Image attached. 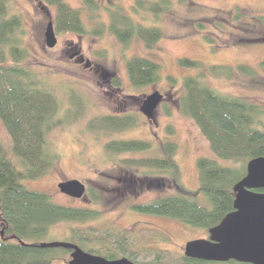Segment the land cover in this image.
<instances>
[{
	"label": "trees",
	"instance_id": "16d2710c",
	"mask_svg": "<svg viewBox=\"0 0 264 264\" xmlns=\"http://www.w3.org/2000/svg\"><path fill=\"white\" fill-rule=\"evenodd\" d=\"M36 1L55 9L54 28L57 33L101 36L108 32L122 45L136 38L147 49H152L158 43L162 31L135 20L133 16L145 18L152 15L156 21L172 5L171 0H134L131 12L127 13L116 4L108 10L107 24L98 23L88 31L81 10L71 8L64 0ZM81 1L87 12L86 17L98 18L97 1ZM175 1L184 4L188 0ZM240 14L238 12L237 16ZM261 20L264 24V17ZM22 26L20 16L10 14L7 1L0 0V121L11 139V153L18 161V164L13 163L0 143V264L66 262L71 250L41 248L43 239L57 224H87L98 220L100 212L58 205L47 194L28 190L23 185V181L45 176L58 164L59 154L50 148L47 136L56 127L63 126L67 118H58V100L47 89L43 79L24 65L28 52L22 40ZM178 65L196 72L185 76L179 85V112L194 122L219 161L232 164L223 166L209 158L196 160L198 192L206 198L208 206L204 207L198 202L197 193H188L182 187L179 167L174 161L177 151L174 143L159 140V156L153 157L117 159L123 154L146 153L155 141L114 139L107 141L104 149L108 160L116 161L132 177L156 178L155 189H172L170 193L132 205L133 211L174 219L207 233L208 229L218 225L233 211V187L245 177L246 164L251 159L264 157V107L242 97L220 94L205 81L209 76L228 80L236 73L253 77L254 71L247 65L240 64L235 68L206 67L197 60L187 58L179 59ZM259 66L264 68V61ZM125 68L133 90L154 85L160 80V66L151 60L132 56L125 61ZM167 81L171 87L178 85L173 77H167ZM110 87L121 91L120 79L111 77ZM138 118L132 114L106 115L90 121L87 129L95 136L120 134L136 128ZM165 131L174 134L170 126ZM92 195L94 202H98L97 194ZM104 230V233L90 236L82 234L81 229L70 227V238L64 242L107 260L124 257L135 264L199 262L184 254H173L166 249L153 247L151 239L159 237L160 241H166L162 234L154 233L138 240L136 232L131 229L111 230L110 227ZM148 257H151L149 261L146 260ZM138 258L141 261L138 262ZM226 264L238 263L230 261Z\"/></svg>",
	"mask_w": 264,
	"mask_h": 264
},
{
	"label": "rangeland",
	"instance_id": "374dc122",
	"mask_svg": "<svg viewBox=\"0 0 264 264\" xmlns=\"http://www.w3.org/2000/svg\"><path fill=\"white\" fill-rule=\"evenodd\" d=\"M6 1L10 14L19 15L23 22L22 40L28 52L24 65L43 79L58 100V118H67L63 126L56 127L47 136L50 148L59 154L58 164L45 176L23 181V185L28 190L47 194L58 205L100 212L98 220L87 224L60 223L53 226L42 242L68 241L70 227L81 229L82 234L90 236L104 233V229L111 227V230H134L138 240L154 233L162 234L166 241H160L159 237L151 239L153 247L183 254L187 242L207 239L208 234L201 229L174 219L133 211L132 205L170 193L172 189L161 188L159 191L154 187L156 178L127 174L116 161L108 160L104 144L114 139L155 141V146L146 153L123 154L117 156L118 159L159 156V140L174 143L177 146L174 161L179 167L182 187L188 193H197L198 202L208 206L206 198L198 192L196 160L209 158L223 166L232 164L219 161L194 122L179 112V85L185 76L196 72L179 67L178 60H197L206 67L235 68L240 64L251 67L253 77L236 73L228 80L209 76L205 81L220 94L242 97L264 107V69L259 66L264 61V24L261 22L264 0H188L184 4L171 0V9L156 21L152 15L145 18L133 16L135 20L162 31V38L152 49H147L136 38L122 45L108 32L101 36L55 32L57 44L48 49L43 34L49 21L54 24L55 9L36 0ZM64 1L71 8L81 10L88 31L98 23L107 24L108 10L116 4L130 13L134 3V0H96L98 18L89 19L81 0ZM238 12L242 14L237 16ZM132 56L157 63L160 80L142 89L130 88L125 61ZM113 76L120 79L121 91L110 87ZM167 77L177 79L178 85L171 87ZM153 92L160 93L162 100L154 116L146 119L140 109L145 98ZM114 114L136 115L139 124L130 131L107 136L104 133L95 136L88 131L90 121ZM167 126L173 128L174 134L165 131ZM0 143L13 163L18 164L11 153V139L1 121ZM73 179L86 188L80 199L61 194L57 188L60 182ZM93 193L97 194L98 202H94ZM68 261L67 256L66 262L53 264H68Z\"/></svg>",
	"mask_w": 264,
	"mask_h": 264
},
{
	"label": "water",
	"instance_id": "95a60500",
	"mask_svg": "<svg viewBox=\"0 0 264 264\" xmlns=\"http://www.w3.org/2000/svg\"><path fill=\"white\" fill-rule=\"evenodd\" d=\"M43 36L45 47L53 49L57 37L52 21L46 24ZM161 100L162 95L158 92L147 96L140 109L141 114L151 119ZM57 188L61 194L74 199H80L86 190L81 182L74 179L60 182ZM256 189H264V157L251 159L246 164L245 177L233 187V211L218 225L208 229L207 239L192 240L185 244L184 256L199 261L186 264L230 261L238 264H264V194L252 191ZM40 247L71 250L68 264H135L124 257L107 260L94 256L67 242L44 243Z\"/></svg>",
	"mask_w": 264,
	"mask_h": 264
},
{
	"label": "flooded vegetation",
	"instance_id": "af4514ba",
	"mask_svg": "<svg viewBox=\"0 0 264 264\" xmlns=\"http://www.w3.org/2000/svg\"><path fill=\"white\" fill-rule=\"evenodd\" d=\"M262 68V67H261ZM262 69H264V68H262ZM86 189V188H85ZM86 191V190H85ZM252 191H254V192H256V193H262V194H264V189H260V190H258V189H256V190H252ZM208 238V237H207ZM223 264H226V263H223Z\"/></svg>",
	"mask_w": 264,
	"mask_h": 264
}]
</instances>
